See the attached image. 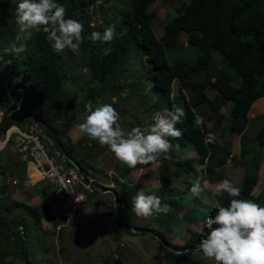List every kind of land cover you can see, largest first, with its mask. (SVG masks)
I'll use <instances>...</instances> for the list:
<instances>
[{"label":"trees","instance_id":"trees-1","mask_svg":"<svg viewBox=\"0 0 264 264\" xmlns=\"http://www.w3.org/2000/svg\"><path fill=\"white\" fill-rule=\"evenodd\" d=\"M97 1L99 0H55L66 7L67 18L76 19L84 25V42L78 49L79 51L73 52L65 49L69 53L72 65L71 77L66 74L68 63L65 59V50L62 53L54 52L47 40V34L43 31L34 33L32 39L27 42V50L24 53L16 54L10 50L11 46L17 43L15 37L19 30L16 24L18 5L5 2L0 10V13L3 11L0 15V80L17 87H24L27 97L21 107L10 115L9 111L21 99L22 91L0 85V111H2L1 107L7 106L0 120V135L4 134L13 124L24 125L29 120L16 118L31 114L37 115L52 130L51 132L46 128L48 134L53 136L54 133L58 136L73 161L83 169L84 175L92 176L93 172L86 165V161L78 158L71 148L68 150L63 142L65 124L58 122L72 114L74 105V98L66 82L70 80L75 83L86 77L88 82H94L90 88L91 93L97 90L98 93L104 94L110 89L111 83L117 84L113 75H115L114 71L119 62L130 51L138 50L141 55H146L149 63L144 78L151 82V89L164 98L169 110L174 103H179L185 111V117L177 124L183 135L179 139L168 138L173 145L169 153L171 158L161 157V164L157 170L160 182L157 196L165 200L163 204L171 206L169 213L158 215V221L164 223L177 215L179 218H186L189 223L199 219L205 224L204 231L189 227L190 237L186 243L181 245L172 243L168 236L158 228L152 226L151 229L157 231L177 249L199 244L200 240L207 235V218L215 215L218 205L229 206L233 197L227 193L217 194V206L205 204L202 196L194 195L192 202L185 198V194L191 193L192 180L189 177L197 173V163L201 164L209 180L213 179V173L216 172L214 159L217 155L218 134L215 130L204 127L203 124L196 126L195 109L204 103H209L214 111H219L222 106L232 101L234 105L231 112L230 130L238 133L244 132L253 103L264 96V0H190L179 9V14L170 20L161 36H158L154 30L157 12L152 8V4L155 0H128V5L125 8L122 7L119 18L110 20L105 17L109 26H115L116 38L111 43L99 41L94 43L89 39L92 31H90V23L86 22L85 18L88 16V8ZM100 1L103 5H108L113 0ZM114 1L118 4L123 2V0ZM183 32L188 35V43L198 48L189 75L202 73L203 77L201 80L186 77L178 89L177 99H174L172 93L176 80V68L174 63L170 62L167 50L178 45L179 36ZM105 49L111 50L108 55H104ZM215 51L224 55L226 64L215 73H211ZM8 61L11 63H7ZM11 66L20 71L21 77L13 75L9 70ZM236 78L240 79V85H235ZM208 86H214L217 89L218 95L215 98L207 95ZM153 106L159 110L163 109V105L157 101ZM209 134H212L215 139L210 143H205ZM256 139L260 144H264V127L259 129ZM176 144L182 148L195 150L199 158H181L180 152L178 154L174 148ZM1 156L5 157L6 162L0 159V175L4 178L6 175H12L19 181L18 184L12 182L14 185L25 187L26 163L22 161L18 152L12 151L9 144L0 151ZM66 161L68 165L74 166L67 157ZM224 164L225 161L221 160L218 166ZM256 166L258 164L247 170L241 195L235 199H248L253 196L252 192L258 182V175L254 170ZM141 167V164H138L136 168H128L125 165V171L139 170ZM97 170L95 172L101 173ZM178 180H184L188 186L183 188L176 185ZM94 182L98 186H103L99 181L94 180ZM2 187L8 188V185L0 184V194L3 191ZM33 187L39 191V195L45 197V204L29 205L21 201L6 204L0 199V219H6L8 237L15 236L17 240L24 242V245L28 240V232L31 229L41 228L42 218L51 216V203L48 197L53 192V186L40 181ZM117 192L119 213L120 210L122 212L123 207L120 193ZM191 203L192 205H188ZM19 207L25 210L28 217L18 211ZM117 218L128 226H135L129 221H122L120 215ZM60 221L59 217H56L54 224L57 225ZM135 227L149 228L150 226ZM123 231L134 233L121 225H116L112 231L114 238L120 241ZM162 246L165 250V257L175 263L186 259L193 252L176 253L163 244ZM9 255L22 257L26 264H35L22 245L12 248L10 245L3 247L0 243V264H18L13 259H9ZM117 260L122 261L120 257Z\"/></svg>","mask_w":264,"mask_h":264},{"label":"rangeland","instance_id":"rangeland-1","mask_svg":"<svg viewBox=\"0 0 264 264\" xmlns=\"http://www.w3.org/2000/svg\"><path fill=\"white\" fill-rule=\"evenodd\" d=\"M189 1L155 0L152 8L157 12V17L154 20V30L158 36L163 34L166 25L179 14V9ZM5 2L18 5L19 0L0 2V10L4 7ZM127 5L128 0H123L119 4L113 0L108 5H103L100 0L97 1L88 8V16L85 18V21L90 23V31L102 32L103 29L109 26L105 17L110 20L119 18L122 7L125 8ZM106 6L108 8H105ZM2 13L3 11L0 15ZM83 34L85 33L83 32ZM167 52L170 62L174 63L176 68V80L172 93V96L175 97L179 94L178 89L186 77H192V80H201L203 74L192 73L191 76L189 75L198 48L192 47L188 43L187 33H181L178 45L169 48ZM68 54V51L65 50V59L68 63L66 74L71 77L72 65ZM214 57L217 59L211 65V73H215L226 64V58L219 51L214 52ZM148 64L146 55H141L138 50L130 51L119 62L114 71L113 79L117 84L111 83L110 89L104 94L98 93L97 90H93V93H91L90 88L94 85V82H88L86 77L77 80L75 83L67 80L66 86L74 98V105L72 114L64 117L58 123L65 124L63 127L65 129L63 142L68 150L71 148L75 155L85 160L88 168L92 170V176L88 177L94 178L103 186L113 187L120 192L123 210L117 213V217L120 215L122 221H129L131 225L135 226L149 225V228L154 226L164 232L172 243L181 245L186 243L190 237L189 227L197 231H204V221L197 219L189 223L186 218H179L176 215L175 218L162 223L158 221V216L144 218L131 212L132 197L139 191L143 177H145L144 188L140 191L145 194L158 195L160 182L157 170L161 164V158L155 162L143 164L142 167L144 168L142 170L139 168L140 170L134 169L127 172L125 171V165L121 164L106 146H101L97 141L89 139L78 130V125L88 115L86 105L89 101L92 102L93 108L101 104H112L120 114L121 119L119 122L125 131H130L134 127H141L144 130L149 129L155 122V115L158 113L164 114L169 109L164 98L158 92L152 90L151 82L144 78ZM9 70L16 77L22 75L19 74V70H15L12 66ZM155 101L163 105L162 110L153 106ZM173 105L177 106L175 103ZM6 107H1L0 117L3 116ZM178 107H181V105H178ZM174 148L178 151V154L185 149L179 144H176ZM244 148L247 149V152L243 155V159H249L251 161L250 165L255 162L256 154H259V151L260 155H264V146L249 137L244 141ZM11 150L13 151V147H11ZM190 155L192 153L187 150L180 157L188 158ZM196 168L198 169L197 174L203 176L205 181V173L200 164H196ZM97 169L101 173L95 172ZM148 170H153L155 173L148 174ZM138 172L143 175L139 178V181L137 179ZM123 173L125 178L122 181L119 177ZM14 179L13 176L6 175L4 178L0 175V184L8 185V188L2 187L3 191L0 194V199L4 200L6 204H10L12 201L28 202L29 205L46 203L45 197L39 195V191L35 187L14 185L12 183ZM176 185L184 188L188 186V183L178 180ZM107 193L110 194L107 195L99 190L86 191L87 199L82 211L83 214L86 213V216L84 218L79 217L61 230H57L55 227V217H52V215L51 217L45 216L41 228L31 229L28 232V240L25 245L21 240H17L15 236L8 237L6 219H0V243L3 247L10 245L12 248H15L16 245H22L35 264H214V261L205 257L201 250H193L192 254L186 259L176 263L172 262L165 257V250L161 241L149 232L130 233L123 231L120 241L116 240L112 233L116 226L112 214L115 199L111 192L108 191ZM107 197L110 198L107 199ZM194 197L192 193L185 194V198L189 202L194 201ZM161 200L163 204L165 200ZM262 200H264V193L256 203L261 204ZM204 203L210 204L209 201L205 202V200ZM188 205H192V203ZM18 211L28 217L23 208L19 207ZM18 217L20 218V216ZM8 257L18 264H26L22 257L16 255H9ZM119 257L122 259L121 262L117 260Z\"/></svg>","mask_w":264,"mask_h":264},{"label":"clouds","instance_id":"clouds-1","mask_svg":"<svg viewBox=\"0 0 264 264\" xmlns=\"http://www.w3.org/2000/svg\"><path fill=\"white\" fill-rule=\"evenodd\" d=\"M17 43L11 51L20 54L27 50V42L34 33L43 31L47 34L54 52L62 53L65 49L78 51L83 43L84 25L72 18H67L65 6L55 0H19L16 8ZM115 26L111 25L101 33L93 31L89 37L92 42L111 43L116 38ZM104 50V55L110 53ZM7 63H11L8 61ZM88 115L78 125L81 134L106 146L117 160L128 168L138 164H149L161 157L170 159L173 145L169 137L179 139L183 132L177 124L185 117L182 107L173 105L172 110L156 114L154 124L149 129L134 127L125 131L120 121V114L112 104H101L93 108L92 102L86 105ZM204 123L203 117L196 116L197 127ZM215 139L212 134L205 143ZM207 188L203 176L191 182L190 192L200 197ZM217 194L227 193L233 197L227 207L217 206L218 211L206 220L207 235L199 242L203 255L214 264H264V206L240 197L241 188L228 179L216 185ZM171 211L169 204L155 194L139 191L132 197L131 212L138 217L149 218Z\"/></svg>","mask_w":264,"mask_h":264},{"label":"built area","instance_id":"built-area-1","mask_svg":"<svg viewBox=\"0 0 264 264\" xmlns=\"http://www.w3.org/2000/svg\"><path fill=\"white\" fill-rule=\"evenodd\" d=\"M28 119L26 124H13L0 135V151L10 144L26 163L24 186L31 187L40 181L53 186L48 201L52 217L61 220L55 227L61 230L81 217L86 191L93 187L82 179L75 165H68L66 156L46 127L36 119ZM18 182L17 178L13 180L14 184Z\"/></svg>","mask_w":264,"mask_h":264},{"label":"crops","instance_id":"crops-1","mask_svg":"<svg viewBox=\"0 0 264 264\" xmlns=\"http://www.w3.org/2000/svg\"><path fill=\"white\" fill-rule=\"evenodd\" d=\"M2 1H7V0H0V2ZM216 59H217L216 57L213 58L212 64ZM236 79L234 81L235 85H240V79L238 78L237 81ZM206 92L210 98H215L218 95V91L214 86H208ZM177 97L178 95H176L173 98L177 99ZM175 104H177V106L178 105L180 106L179 103H175ZM233 105L234 103L232 101H229L224 106H222V108L219 111H214L212 106L209 103H204L195 109L197 115L203 117V120H204L203 126L206 128H211L215 130L216 133L218 134L217 155H215V159H214L215 164H216L215 166L216 172L213 173L212 180H209L205 173V181L207 182V188L205 192L201 194L205 202L209 201L210 204H213L216 206L218 205L217 198H216L217 193L215 191L216 185L222 182L223 180L228 179L232 181L235 186H238L242 189L245 177L247 175V170L252 169L255 164L256 165L258 164V166L254 168L255 172H257V175H258V182L255 185L254 190L252 192L253 196L248 198V200L256 202L262 198V195L264 193V155H260V151H259V154H256V158L254 160L255 162L252 165H250L251 161H249V159L248 160L243 159V155L245 154V152H247V149L244 148L245 139L249 137L251 138V140L258 142V140L256 139V134L260 128L264 127V96L260 97L253 103L249 111L247 125L243 133L233 132L230 130V119H231V112H232ZM260 145L264 146V144H260ZM183 148L185 149L184 151H180V154H181L180 156H182L187 150H189V152L192 153V155H190L192 157L189 156L190 158H196V159L199 158L198 153L195 150L187 148V147H183ZM0 159L1 161L6 162L4 160L5 159L4 156H1ZM221 160H224L225 164L223 166H218ZM197 164L199 165L200 163H197ZM143 168L144 167H141L140 169L142 170ZM147 173L154 174L155 171L148 170ZM9 176H12V175H9ZM141 176H143L142 173L138 172L137 173L138 181ZM198 176L200 175L195 173L189 178H191V180L193 181ZM123 178H125L124 173L120 175L119 179L123 181L124 180ZM92 179L95 180L94 178ZM111 181L113 182V180ZM144 181H145V177H143V182L141 181L142 183L140 184L139 191L144 188V185H143ZM92 190H95V189H92ZM92 190H87V191H92ZM107 192H104V193L107 195L110 194ZM112 196L114 198L113 193H112ZM108 198L110 197H107V199ZM25 203H28V202H25ZM262 204H264V200H262L261 205ZM84 216H86V213L82 214L80 218H84ZM43 218H42V221H43Z\"/></svg>","mask_w":264,"mask_h":264},{"label":"water","instance_id":"water-1","mask_svg":"<svg viewBox=\"0 0 264 264\" xmlns=\"http://www.w3.org/2000/svg\"><path fill=\"white\" fill-rule=\"evenodd\" d=\"M0 85L10 86V87H13V88H15L17 90L22 91L21 99L9 111V114L11 115L13 111H15V110H17V109H19L21 107V105L23 104V102L25 101V99L27 97V91H26V89L24 87H17L14 84H10V83H8L6 81H3V80H0ZM28 118H33V119H36V120L40 121L46 128H48L50 130L49 126L39 116H37V115L31 114V115L23 116V117L16 118V119H18V120L19 119L20 120H25V119H28ZM50 131L52 132V130H50ZM53 137L56 140V142L59 145V147L61 148V150L63 151L64 155L76 166V168L79 171L80 176L82 177V179L86 183L90 184L92 187H94V189H97L99 191H103V192L110 191V192L113 193L115 201H114V206H113L112 214H113V219L115 220V223L117 225H121V226L127 228L128 230H130V231H132L134 233H138V232H149V233L153 234L155 237H157L164 246H166L168 249H170L171 251H174L176 253L193 251V250H199V247H198L199 244L190 245L189 247H187L185 249H177L176 247H174L173 245H171L166 239H164L157 231H155V230H153L151 228L133 227V226H128V225L122 223L117 218L118 207H119V197H118L117 190L115 188H113V187L98 186V185L95 184V182H94L93 179H91L90 177L85 176L83 169L78 164H76L73 161V159L70 157L69 153L67 152L66 148L63 146L62 142L59 140L58 136L53 133Z\"/></svg>","mask_w":264,"mask_h":264}]
</instances>
